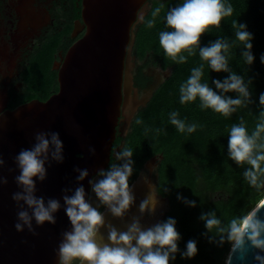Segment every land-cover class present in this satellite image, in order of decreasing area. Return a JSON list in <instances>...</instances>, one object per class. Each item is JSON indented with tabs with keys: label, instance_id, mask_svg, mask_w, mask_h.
Returning <instances> with one entry per match:
<instances>
[{
	"label": "clouds",
	"instance_id": "obj_1",
	"mask_svg": "<svg viewBox=\"0 0 264 264\" xmlns=\"http://www.w3.org/2000/svg\"><path fill=\"white\" fill-rule=\"evenodd\" d=\"M163 7L160 4L151 11L152 18L146 24L148 28L154 27ZM233 12V5L227 0H183L181 4L170 8L165 15L166 27L170 30L159 33V45L173 62L186 63L187 56L183 53L193 56L198 48L200 59L212 71L229 73L223 81H212L218 90L214 91L208 83L202 82L204 64H201L191 70V75L179 88L181 104L195 102L199 98L201 109H211L225 118L235 113L238 107L252 102L249 91L252 81L245 83L244 77L230 70L227 53L231 45L227 40L218 38L204 47L200 46V40L206 31L213 26L219 27L221 21L232 16ZM140 19L143 21V16ZM232 26L236 29V40L244 46L241 55L247 65H251L255 59L251 51L253 35L247 31L244 23L233 21ZM261 62L264 63V56L261 57ZM229 92L239 95L237 98L224 95ZM259 103L264 106V93L259 96ZM169 120L181 134L194 133L198 127L195 123L187 124L180 119L176 111L170 113ZM137 123L141 121L137 120ZM34 139L35 143L31 148H22L14 158L19 169L15 182L21 190L12 194V200L19 209L14 225L16 231L23 232L27 229L31 234L37 235L33 221L38 227L45 223L55 225V214L62 205L58 199L49 198L45 201L43 196H37L36 182L47 179L46 164L49 167L52 162L62 164L65 157L64 144L58 132L39 131ZM88 151L93 156L96 154L94 147H89ZM227 154L237 165H249L243 176L252 188L257 191L264 189V111L260 113V119L251 133L242 118L238 124L230 127ZM133 155L132 148L122 146L115 153L118 163L98 170L95 176L88 179L90 189L98 201L96 206H93L82 183L89 177L88 169L74 168L78 174L77 186L62 190L63 207L71 229L61 234L57 264H170L171 260H175V254L179 251L178 241L181 239L176 229V220L169 217L147 228L141 223L145 214L156 213L159 203L157 186L147 176L143 180L149 187V193L139 204V215L132 216L124 231L107 223L105 212L100 210L103 207L114 218L123 219L135 204L133 186L129 182L134 172ZM4 165L5 161L0 157V169ZM7 183V178L0 175V185ZM177 199L190 207H196L195 201L179 195ZM261 209H264V197L246 214L231 218L226 225L217 217L215 211L201 214L200 219L207 230L204 235L211 234L210 243L222 246L227 242L230 245L226 264H231L235 253H239L241 259L245 260L249 249L257 250L253 256L256 264H264V255L261 254L264 253V219L259 215ZM103 228L107 229V242H104L101 234ZM197 252L196 241L189 240L181 256L193 258Z\"/></svg>",
	"mask_w": 264,
	"mask_h": 264
},
{
	"label": "water",
	"instance_id": "obj_2",
	"mask_svg": "<svg viewBox=\"0 0 264 264\" xmlns=\"http://www.w3.org/2000/svg\"><path fill=\"white\" fill-rule=\"evenodd\" d=\"M149 9V0H82L84 30L69 46L57 68V92L45 101L35 98L0 113V157L5 161L0 175L8 180L6 185H0V264H57L61 234L71 229L62 190L77 186L78 174L74 168L88 169L89 177L82 183L93 206L98 203L88 179L98 170L108 168L111 157L122 147L121 144L113 147L121 111H128L129 122L140 103L135 95L131 96L136 66L132 51L136 26L143 22L140 17L144 19ZM39 131L60 134L65 159L62 164L52 162L50 167L46 164L47 179L36 182L37 196H43L45 201L58 199L62 207L55 214V225L45 223L38 227L33 221L37 233L33 235L27 229L17 232L14 227L19 209L12 194L21 190L15 182L19 169L14 158L22 148L32 147ZM89 147L96 149L94 156L89 153ZM162 157L159 154L147 159L143 167L148 174H141L130 183L136 199L123 219L114 218L100 208L107 223L124 231L132 216L139 215V204L149 193L143 177L147 176L156 185L157 177L152 178L151 172ZM158 200L156 213L145 214L141 219L145 228L160 220L166 199L159 195ZM259 215L264 219V209ZM101 234L107 242V229H101ZM256 251L249 249L245 260L239 253L233 254L231 264H256L253 259Z\"/></svg>",
	"mask_w": 264,
	"mask_h": 264
},
{
	"label": "trees",
	"instance_id": "obj_3",
	"mask_svg": "<svg viewBox=\"0 0 264 264\" xmlns=\"http://www.w3.org/2000/svg\"><path fill=\"white\" fill-rule=\"evenodd\" d=\"M183 0H151V7L143 22L137 25L133 54L141 59L144 55L153 57L143 63L161 68H170L169 75L153 93L145 108L136 115L131 131L125 139L124 146L133 149L134 172L130 183L136 178L143 163L155 154L163 157L159 163L158 192L168 197L169 209L163 221L169 217L176 220V229L181 239L178 241L179 251L170 264H226L230 245L222 246L210 243V236L204 235L206 228L200 219L202 213L215 211L223 224L233 218L246 214L264 197V189L257 191L244 179L243 172L249 167L237 165L227 154L229 129L233 124L244 120L249 133L254 130L260 119L264 106L259 103V96L264 93V0H227L234 8L232 16L225 17L219 27H211L200 40V46H208L216 39H225L231 45L227 53L229 68L241 75L249 86L251 103L240 106L236 112L225 118L211 109H201L199 98L195 102L180 103V85L191 75L194 67L204 64L202 82L213 88V80L223 81L229 73L214 72L208 64L196 54L187 56V62L178 64L168 58L159 45V33L167 29L165 15L167 11L181 4ZM163 4L154 27L148 28L151 11ZM238 21L247 25V31L253 35L252 53L255 57L251 65H247L241 52L244 46L236 40L232 24ZM224 95L237 98L238 93L229 92ZM179 113V118L187 124L198 125L194 133H179L170 123L171 112ZM140 120L141 123H137ZM167 188V191H164ZM196 202V207L186 205L177 196ZM215 234V230H213ZM189 240L196 241L198 252L193 258H184L181 253L186 250Z\"/></svg>",
	"mask_w": 264,
	"mask_h": 264
},
{
	"label": "flooded vegetation",
	"instance_id": "obj_4",
	"mask_svg": "<svg viewBox=\"0 0 264 264\" xmlns=\"http://www.w3.org/2000/svg\"><path fill=\"white\" fill-rule=\"evenodd\" d=\"M149 4L151 7V0ZM81 9L82 0H0V113L35 98L45 101L57 92V68L69 46L84 30ZM138 60L136 57L133 70L136 91L133 89L131 96L135 95L140 103L129 122L128 111H121L113 147L124 146L136 115L167 77L166 71L153 73ZM125 128V134L121 135ZM160 161L151 172L152 178L157 177V187ZM113 163H118L115 156L111 157L109 166ZM141 174H148L143 165L136 178ZM157 193L166 199L159 216L161 222L169 209V199L158 189Z\"/></svg>",
	"mask_w": 264,
	"mask_h": 264
},
{
	"label": "rangeland",
	"instance_id": "obj_5",
	"mask_svg": "<svg viewBox=\"0 0 264 264\" xmlns=\"http://www.w3.org/2000/svg\"><path fill=\"white\" fill-rule=\"evenodd\" d=\"M148 59H154L153 57H149L147 54L144 55L141 59L138 60L139 63H144L146 62ZM43 66V64H41V67ZM149 67V71H152L153 73H157L159 72L161 69L166 71L167 75L170 73V68H161L160 66H156V65H152V63H150L148 65ZM161 73V72H160ZM163 74V73H161ZM163 78V76L161 77V79Z\"/></svg>",
	"mask_w": 264,
	"mask_h": 264
}]
</instances>
